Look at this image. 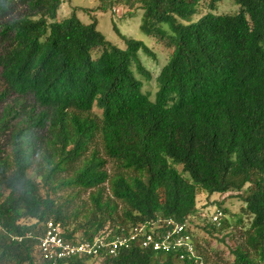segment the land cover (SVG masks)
Instances as JSON below:
<instances>
[{
  "label": "trees",
  "instance_id": "trees-1",
  "mask_svg": "<svg viewBox=\"0 0 264 264\" xmlns=\"http://www.w3.org/2000/svg\"><path fill=\"white\" fill-rule=\"evenodd\" d=\"M11 1L0 0L1 14ZM64 1L20 0L27 13L0 25V138L11 147L0 158V264H46L38 248L49 221L80 242L187 224L196 251L181 260L183 251L132 248L71 264H211L193 228L202 192L239 199L252 218L226 264H264V0H235L238 14L196 21L207 0H137L143 32L173 50L154 100L141 59L151 49L122 35L126 49L110 43L76 9L59 19ZM94 109L101 118L84 116ZM98 135L131 175L110 176L96 150L75 167ZM66 189L90 191L91 207L74 208V197L58 196ZM223 203L208 234L228 228Z\"/></svg>",
  "mask_w": 264,
  "mask_h": 264
},
{
  "label": "rangeland",
  "instance_id": "rangeland-1",
  "mask_svg": "<svg viewBox=\"0 0 264 264\" xmlns=\"http://www.w3.org/2000/svg\"><path fill=\"white\" fill-rule=\"evenodd\" d=\"M209 1L201 3L198 14L193 17V21L199 20L208 13L235 15L241 11L235 0H221L216 5L215 11L210 9ZM104 6L107 13L100 10ZM8 8L9 10L3 14L0 13V25L25 15L28 9L20 0L11 1ZM74 9L79 11V15L85 24H91L96 20L98 22V30L104 34L110 43L126 49L127 45L124 38L121 37L122 35L126 38L141 41L146 47L151 49L154 56L141 53V59L145 67L153 75V80L145 84L144 92L150 93L152 100H154L159 89L156 80L163 67L167 64L173 50L166 41L143 32L144 11L141 9L139 2L137 0H65L59 12V19L70 16ZM162 28L168 30L167 26L162 25ZM84 116L99 119L101 118V112L94 109L91 113L84 114ZM8 136L4 135L0 138V158L5 157L11 151ZM95 150L106 161L105 168L110 176H115L116 174L128 176L132 174L120 170L118 164L104 155L99 135L90 143L89 151L75 163V167L80 166L83 160ZM37 158L38 156L35 157V159ZM33 166L36 167L35 164ZM67 174L64 173L61 176L64 177ZM104 187H108V184H105ZM105 195V198H107L109 193L106 192ZM58 196L63 200L74 197L72 200L74 208L84 209V204L86 208L91 207V205H86L90 203V191H81L79 193L78 190L66 189L59 192ZM220 202H224L223 208L227 214L225 226L228 228L222 231L221 234L211 235L204 230V226L210 218L214 219L218 210L214 206ZM198 207L203 217L201 218L200 215L196 216L193 228L201 250L207 255L211 264H215L216 261H221L223 264L233 261L231 249L241 243L244 238L243 234L251 225L252 218L243 211L245 204L231 196L214 195L210 197L207 193L202 192L198 196Z\"/></svg>",
  "mask_w": 264,
  "mask_h": 264
},
{
  "label": "built area",
  "instance_id": "built-area-1",
  "mask_svg": "<svg viewBox=\"0 0 264 264\" xmlns=\"http://www.w3.org/2000/svg\"><path fill=\"white\" fill-rule=\"evenodd\" d=\"M223 217L217 211L213 221ZM167 228V231H164ZM137 248L146 253L167 255L172 252L180 253L181 260L190 255L196 257L192 236L187 224L179 225L174 222L166 225L157 224L147 229L133 227L128 236L117 237L113 241L98 239L94 242H80L65 237V231L60 223L49 221L46 225L45 236L40 240L39 251L46 264H71L70 260L85 257H97L101 253L117 255L121 250ZM197 259V258H196Z\"/></svg>",
  "mask_w": 264,
  "mask_h": 264
}]
</instances>
